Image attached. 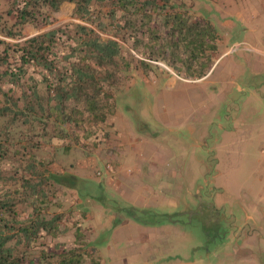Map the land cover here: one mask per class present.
<instances>
[{"label":"rangeland","instance_id":"1","mask_svg":"<svg viewBox=\"0 0 264 264\" xmlns=\"http://www.w3.org/2000/svg\"><path fill=\"white\" fill-rule=\"evenodd\" d=\"M74 6L64 3L52 25L80 21ZM193 9L210 18L219 35L206 76L188 77L161 61L134 62L116 91L114 118L89 137H77L72 128L65 138L44 142L39 155L52 160L49 169L76 175L80 189L54 184L62 232L42 237L29 259L58 264L51 254L82 239L103 264H264V0H194ZM113 119L121 133L110 129ZM182 123L199 130L190 137ZM130 137L151 145L145 150L154 163H139ZM197 138L201 150L190 157ZM119 147L137 159L123 161V169H160L148 175L160 198L138 206L141 219L107 180Z\"/></svg>","mask_w":264,"mask_h":264},{"label":"trees","instance_id":"2","mask_svg":"<svg viewBox=\"0 0 264 264\" xmlns=\"http://www.w3.org/2000/svg\"><path fill=\"white\" fill-rule=\"evenodd\" d=\"M64 3L75 4L80 21L24 32L54 24ZM193 8L194 0H0V264H39L29 251L62 232L56 186L80 189L76 175L49 169L52 160L39 155L44 142L72 128L89 137L106 124L134 62L209 73L219 35ZM96 251L81 239L50 260L103 264Z\"/></svg>","mask_w":264,"mask_h":264},{"label":"crops","instance_id":"3","mask_svg":"<svg viewBox=\"0 0 264 264\" xmlns=\"http://www.w3.org/2000/svg\"><path fill=\"white\" fill-rule=\"evenodd\" d=\"M114 116H113V118H114ZM112 122L113 123H111L112 125H111L110 129H115L117 132L119 131V133H121L120 130L116 128V124H115L116 122L114 121V119ZM180 128L181 129L186 128L190 132L189 133L190 137H191V135L194 136L199 130L196 123H186V124L182 123V125H180ZM115 136H117V135H115ZM117 139H118V141H116L117 145L122 146L123 145L122 144V138L117 136ZM136 142H137L136 139H133L130 137L129 143L131 145V148L133 150H135L136 154L138 155L139 163H141V165H142V163H143L142 160L144 158H147L149 163H154L152 158H149V157H151L153 152L151 150H145V147L148 146L150 148L151 145H148V143L147 144L140 143L137 145ZM132 146H134V147H132ZM201 146H202V142L200 141L199 138H197V140L195 142L193 141L192 148L189 151L190 157L194 153L198 154L201 150ZM121 149L124 150L125 148L121 147ZM203 150L205 151V149H203ZM129 158H131V161H133V162L135 160H137L135 154H134V156H132L131 152H127V150L122 155L120 147H119V155H118V153H115L111 157L113 165H110L109 169H107V171H106L107 180L111 185L116 187V189L118 190V194H120V196L123 197V201H125L128 204V206L138 208V206L147 204L149 202H150V204L148 206H151L152 205L151 203H154L157 200H159L160 193H159V189H157L155 187V185L151 182L148 175H156L155 173H158L160 171V169L155 168V166L147 168L146 172H144V170H142V169L138 170V172H134L135 169L131 170V168H129L128 170L123 169V164H122L123 161L125 162ZM131 161H130V163H132ZM127 162H129V161H127ZM148 162L145 161L146 164ZM133 172H134V174H132ZM174 173H175V171H173V174ZM201 173H203V172L201 171ZM200 175H203V174H200ZM161 190H163V188ZM164 191L167 194L171 193L170 190H168V191L164 190ZM162 193H163V191H162ZM195 198L201 199V195L197 194Z\"/></svg>","mask_w":264,"mask_h":264},{"label":"water","instance_id":"4","mask_svg":"<svg viewBox=\"0 0 264 264\" xmlns=\"http://www.w3.org/2000/svg\"><path fill=\"white\" fill-rule=\"evenodd\" d=\"M56 26H58V25H57V24H55V25H52V26H50V27H48V28L44 29L43 31L49 30V29H51V28H54V27H56ZM31 36H32V35H31Z\"/></svg>","mask_w":264,"mask_h":264}]
</instances>
